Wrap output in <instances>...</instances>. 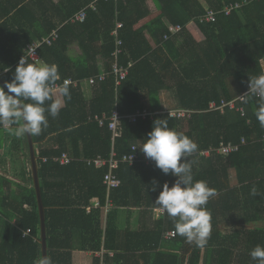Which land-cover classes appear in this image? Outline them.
Listing matches in <instances>:
<instances>
[{
  "label": "trees",
  "instance_id": "obj_1",
  "mask_svg": "<svg viewBox=\"0 0 264 264\" xmlns=\"http://www.w3.org/2000/svg\"><path fill=\"white\" fill-rule=\"evenodd\" d=\"M152 1L157 7L154 14L146 8V0H80L65 6L61 3L59 7L66 8L68 16L60 20L58 30L52 24L36 40L24 33L15 35L9 46L0 44V78L11 81L26 46L57 31L56 40L51 37L50 45L43 44L38 49L39 60L28 62L58 65L61 79L57 84L67 79L79 82L76 88L69 86L71 98L60 114L48 117V128L39 136H31L45 214L47 256L52 264H71L73 233L82 229L89 235L88 251L104 252L102 259L95 258L93 264H256L249 251L264 245V128L254 115L256 100L245 104V117L207 109L211 102L233 99L228 87L230 78L236 77L242 93L249 78L264 73V0ZM90 3H95V10H87L84 22H70ZM235 3L243 6L229 16L219 13L216 23L199 22L206 9L203 4L221 12ZM116 23L122 24L117 36L120 46L111 36ZM175 26H180L181 32L175 34ZM183 58L189 63L166 74L170 66L162 65L163 61L171 64V60ZM99 59L103 60L101 70ZM114 63L119 67L132 63L120 86L115 87L112 75L94 86L88 84L89 78L102 71L111 73ZM5 68L10 70L4 71ZM163 92L170 93L172 105L161 97ZM165 109L193 113L176 119ZM114 110L123 117L145 110L153 116L139 117L135 124L123 118L120 135L112 140L107 125L99 127L89 118L110 116ZM166 118L169 128L183 132L198 145L189 158L194 180L206 181L215 190L206 205L211 215V235L202 248L179 235L165 239L166 232H174L166 214L157 222L151 220V210L158 208L154 201L160 186L165 182L171 186L176 179L163 174L151 160L149 164L134 166L120 164L117 176L121 185L109 196L112 209L104 230L100 212L87 215L83 209L91 199L105 205L102 179L107 171L89 167L83 160L107 158L112 149L117 158L129 154L132 146L139 147L147 138L155 119ZM2 137L0 129V147ZM21 138L29 158L27 137ZM221 143L240 147L228 156L214 152L207 157L202 155ZM63 153L73 159L66 166L52 160ZM32 186L31 173L24 178V188L15 196L14 205L0 211V264H33L41 256L39 210ZM152 187L156 190L152 191ZM253 189L259 195H251ZM129 208L139 210L138 228L121 233L118 211ZM9 216L16 217L15 225ZM27 229L31 234L23 238L22 232Z\"/></svg>",
  "mask_w": 264,
  "mask_h": 264
},
{
  "label": "clouds",
  "instance_id": "obj_2",
  "mask_svg": "<svg viewBox=\"0 0 264 264\" xmlns=\"http://www.w3.org/2000/svg\"><path fill=\"white\" fill-rule=\"evenodd\" d=\"M60 79L55 63H29L22 56L11 81L5 80L0 86V129L17 138L41 135L49 126L48 117L56 118L63 103L71 98L68 82L57 84ZM54 90L62 99L53 100ZM240 99L245 104L256 100L254 115L264 128V73L249 78L248 90ZM137 148L154 161L163 174L176 177L171 186L167 182L160 186L154 205L171 219L175 235L196 247H205L211 235V215L206 205L215 190L206 181L194 180L189 158L198 150V145L183 132L169 128L166 118L153 121L147 138ZM251 195L259 193L253 189ZM249 256L256 264H264V245H256ZM33 264H52V260L46 255L40 256Z\"/></svg>",
  "mask_w": 264,
  "mask_h": 264
},
{
  "label": "crops",
  "instance_id": "obj_3",
  "mask_svg": "<svg viewBox=\"0 0 264 264\" xmlns=\"http://www.w3.org/2000/svg\"><path fill=\"white\" fill-rule=\"evenodd\" d=\"M78 1L80 0H0V44L9 46L15 40V35L24 36L25 33L30 37L33 36V39L36 40V36L40 33L48 32L53 26H56L55 29L58 30L61 26L60 20L68 16L66 8H60L59 4L62 3L65 6L67 3L74 4ZM200 2L203 3V0H200ZM203 5L207 8L205 4ZM145 6L152 14L157 12V7L152 0H146ZM47 21H50L51 24H48ZM52 24L53 26L51 27ZM151 45L153 49L156 48L153 42H151ZM102 61V59L98 61L100 70L102 69ZM188 63L189 60L183 58L171 60V64L163 61L162 65L170 66L168 72H166L167 74L175 72V70ZM159 66L160 64L157 65L158 68ZM228 87L232 98L241 94L236 77L228 80ZM53 96L54 100L58 98L62 99L57 94ZM161 97L168 101L166 104L172 105L170 93L163 92ZM167 110L165 109L164 112ZM2 135L0 147V211H4L11 204L14 205L16 202L14 200L15 196L19 195L22 188H24V178L29 177L31 174L30 158L26 156L22 138H17L12 133L3 129ZM231 178L232 186H234L236 184L234 174ZM26 186L30 188V185L26 184ZM96 200L91 199L87 206L92 207V211L100 212L99 221H101V226L104 230L107 214L102 209L94 208ZM24 209H27V206H24ZM118 214L117 226L121 233L126 229L130 232L137 231L139 224V210L137 208L119 209ZM163 215L159 208H153L150 213L153 222L159 221ZM10 219L11 224L15 225L16 217L13 216ZM92 226L95 227L96 223H93ZM88 237V232L82 229H78L73 233L71 240V264H93L94 259L98 258L96 253L88 251Z\"/></svg>",
  "mask_w": 264,
  "mask_h": 264
},
{
  "label": "built area",
  "instance_id": "obj_4",
  "mask_svg": "<svg viewBox=\"0 0 264 264\" xmlns=\"http://www.w3.org/2000/svg\"><path fill=\"white\" fill-rule=\"evenodd\" d=\"M103 1H111V0H103ZM116 1V0H115ZM243 6V4L235 3L230 4L226 6L221 12H215L211 9H205V13L203 16L199 18V22L202 24H214L217 21V16L219 13L224 14L225 16H229L233 11L240 9ZM87 10H95V3H92L87 6V8L80 10L77 14H75L71 19L70 22L72 23H82L84 22L86 16H87ZM122 28L121 23H116V26L114 30L111 32V36L115 38V42L117 46H120L121 42L118 40V31ZM182 28L180 26H175L174 33L177 34L181 32ZM53 38L56 40L58 38V32L53 31L50 34L49 38ZM49 38H43L41 41L34 42L30 45H27L24 50V57L27 58V60L31 62H37L39 60V54L38 49L43 44L50 45V39ZM166 39V37H165ZM119 53V51L117 52ZM132 68V63H128L126 67H119L117 63H114L112 66V72L111 73H100L98 76L91 77L87 80L88 84L90 86H94L98 82H104L108 75H112L114 77L115 87L121 85V83L126 79L129 70ZM68 82V86L72 87H78L79 82L78 81H72L70 79L64 80ZM63 81V82H64ZM248 90V86L246 90H244L241 94H239L237 97L225 100L221 99L219 103L211 102L208 105V112H219L220 114H224L226 111L240 114L241 117L246 116V109H245V103L242 102L240 99V96L245 94ZM57 94L55 90L53 91V95ZM170 117L176 118V119H183L188 118L193 113L192 111L185 110V109H176V110H170L167 112ZM152 118L153 114H151L148 111H142L137 112L135 115H129V116H120L117 110H114L110 116H107L106 114H102L101 116L95 115L92 118H89V121H94L99 127H102L104 125H107L108 130L112 134V140L114 138H117L120 128V122L123 118L127 119V121L130 124H135L137 121V118L141 117L142 119H145L146 117ZM264 140V138H263ZM245 144V141H241V145ZM240 145L236 144H223L221 143L217 149L210 150V151H204L202 152V155L207 157L211 154V152H214L218 155L228 156L232 153H235L239 150ZM131 152L127 155H123L121 158H117L116 153L111 150L109 156L107 158L97 157L94 159H85L83 160L84 163L87 166H93L96 169L106 168V172L103 175L102 183L103 186L106 189V203L104 206H101L99 201L96 200L94 204V208L102 209L105 214H108L110 210L112 209V204L109 199V196L111 192L115 189H117L121 185V181L117 176V170L119 169L120 164H128L129 166H134L136 164L144 163L149 164L150 159L146 158L145 156H140L138 149L136 146L131 147ZM55 163L59 164L60 166H66L68 165L73 159L67 154L63 153L58 157H54L52 159ZM47 159L44 160L46 162ZM92 207L86 206L84 207V210L86 213H90L92 211ZM31 232L30 229H27L22 232V237L30 236ZM174 232H166L163 236L165 239H170L174 237ZM101 253V254H100ZM96 253L97 257L102 259L104 252ZM112 256V254H109Z\"/></svg>",
  "mask_w": 264,
  "mask_h": 264
},
{
  "label": "water",
  "instance_id": "obj_5",
  "mask_svg": "<svg viewBox=\"0 0 264 264\" xmlns=\"http://www.w3.org/2000/svg\"><path fill=\"white\" fill-rule=\"evenodd\" d=\"M4 82L0 78V86H3ZM7 91V89H5ZM28 147H29V158L31 165V173L33 179V188L36 194V200L39 210V219H40V232H41V256H47V243H46V226H45V214L44 207L41 198L40 183L38 177V168H37V159L35 156L34 145L31 136H26Z\"/></svg>",
  "mask_w": 264,
  "mask_h": 264
},
{
  "label": "rangeland",
  "instance_id": "obj_6",
  "mask_svg": "<svg viewBox=\"0 0 264 264\" xmlns=\"http://www.w3.org/2000/svg\"><path fill=\"white\" fill-rule=\"evenodd\" d=\"M9 150H11V148H9ZM15 159H16V158H15ZM15 159H14V160H15ZM28 168H29V167H28ZM100 254H101V253H100Z\"/></svg>",
  "mask_w": 264,
  "mask_h": 264
}]
</instances>
